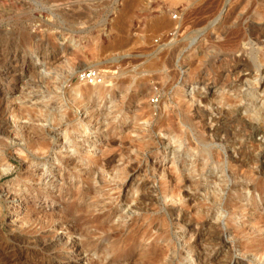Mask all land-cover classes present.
Returning <instances> with one entry per match:
<instances>
[{
	"label": "rangeland",
	"instance_id": "rangeland-1",
	"mask_svg": "<svg viewBox=\"0 0 264 264\" xmlns=\"http://www.w3.org/2000/svg\"><path fill=\"white\" fill-rule=\"evenodd\" d=\"M0 28V264H264V0H0Z\"/></svg>",
	"mask_w": 264,
	"mask_h": 264
},
{
	"label": "bare ground",
	"instance_id": "bare-ground-1",
	"mask_svg": "<svg viewBox=\"0 0 264 264\" xmlns=\"http://www.w3.org/2000/svg\"><path fill=\"white\" fill-rule=\"evenodd\" d=\"M10 17V16H9ZM14 17V16H13ZM1 29V28H0ZM6 30V29H5ZM4 32V31H3ZM6 38V37H5ZM13 43V42H12ZM13 45V44H12ZM11 47H13V49L12 50H14V45L13 46H11ZM5 49V48H4ZM1 57H0V61L1 62H7V63H9L10 64V67H9V69H4V68H2V67H0V75H2V77L4 76V77H9L10 79L11 78H14V74H15V72H16V69L14 68V62H16L17 63V58L16 57H14V53H13V55H11V54H8V53H3L2 55H0ZM21 57V56H20ZM45 57H48V55H46V56H44V59H45V62H46V60H48L47 62H49V60L50 59H46ZM22 58L23 59H25V56H23L22 55ZM48 58H50V56L48 57ZM41 59V58H40ZM43 59V60H44ZM52 61V60H51ZM23 62H24V60H21V65H23ZM50 63V62H49ZM19 65H20V62H19ZM46 65H48V63L46 64ZM49 66V65H48ZM215 66V65H214ZM2 68V69H1ZM85 69V68H84ZM82 70V69H81ZM71 71V70H70ZM76 71V70H75ZM73 72L72 71V73L71 74H74V73H76V72ZM80 71V70H79ZM17 75V74H16ZM99 76L101 77V74L99 73ZM79 81V80H78ZM239 81V80H238ZM80 82V81H79ZM237 82V81H236ZM250 82V81H249ZM255 82V81H254ZM103 82L101 81V79H100V81L99 82H97V83H93V84H86V83H84V82H82V83H75V85L73 86V91H74V93H77V90H83V92H89V91H93V92H97V91H99V89L102 87V84ZM236 84V83H235ZM239 85V84H238ZM234 86V85H233ZM250 86H253V85H250ZM236 89V88H235ZM232 90V89H231ZM251 90V89H250ZM240 92V91H239ZM238 92V93H239ZM236 93V92H235ZM241 94V93H240ZM242 94H243V92H242ZM244 95V94H243ZM243 95H233L234 96V99H237V98H239L240 96L241 97H243ZM246 95V94H245ZM247 96H248V99H250L252 96H251V94L249 93V95L247 94ZM240 97V98H241ZM255 98V97H254ZM242 99V98H241ZM244 99V98H243ZM252 99V98H251ZM203 100V99H202ZM245 100V99H244ZM204 101V100H203ZM202 101V102H203ZM206 101V100H205ZM234 101H236V100H234ZM255 101V100H254ZM201 102V103H202ZM245 102V101H244ZM252 103H254L253 101H252ZM245 104V103H244ZM248 104V103H247ZM249 105V104H248ZM257 105V104H256ZM244 106V105H243ZM252 106V105H251ZM254 106V105H253ZM195 107V106H194ZM242 107V106H241ZM260 107V106H259ZM256 108V107H255ZM197 109V108H196ZM233 109V108H232ZM252 110H253V108H252ZM194 111H195V109H194ZM251 111V110H250ZM199 112V111H198ZM202 112V111H201ZM227 112V111H226ZM233 112V111H232ZM257 112H259V109L256 111V113ZM203 113V112H202ZM193 115H194V113H192ZM227 115V114H226ZM190 116V115H189ZM200 116V115H199ZM203 116V115H202ZM201 116V117H202ZM233 116V115H232ZM261 116V115H260ZM192 118H193V116H192ZM200 118V117H199ZM232 118V117H231ZM200 120V119H199ZM245 122V121H244ZM201 123V122H200ZM242 124V123H241ZM236 125V124H235ZM199 127L198 128H200V126H202V125H198ZM205 127V126H204ZM239 128V127H238ZM217 129V128H216ZM237 130V129H236ZM1 131V130H0ZM220 131V130H219ZM3 132V131H2ZM213 132H214V130H213ZM235 132V131H234ZM239 132V131H238ZM243 132H245V130L243 131ZM253 132V131H252ZM202 133H203V131H202ZM217 133V132H216ZM218 133H220V132H218ZM242 133V132H241ZM246 133V132H245ZM1 134V133H0ZM6 134V133H5ZM4 134V135H5ZM219 135V134H218ZM217 135V136H218ZM233 136V135H232ZM242 136V135H241ZM235 142V141H234ZM239 143V142H238ZM235 144V143H234ZM240 147V146H239ZM206 148H208V146L206 147ZM245 148V147H244ZM240 149V148H239ZM255 150V149H254ZM216 153V152H215ZM236 153V152H235ZM213 154V153H212ZM217 155L219 156V154L217 153ZM214 156V155H213ZM218 156H215V157H217V159H219L220 158V156H219V158H218ZM231 156V155H230ZM233 156V155H232ZM253 157V156H252ZM210 159V158H209ZM216 159V161H218ZM239 159V158H238ZM232 160H233V158H232ZM236 160V159H235ZM234 160V161H235ZM238 161V160H237ZM227 162V161H226ZM229 162V161H228ZM233 162V161H232ZM240 162H241V160H240ZM243 163V162H242ZM246 163V162H245ZM211 164V163H210ZM244 164V163H243ZM225 165H226V163H225ZM229 165V164H228ZM205 167V166H204ZM207 167H208V165H207ZM231 167V166H230ZM237 167V166H236ZM239 167V166H238ZM209 169H211V168H209ZM216 170V169H215ZM224 170V169H223ZM210 171V170H209ZM206 172V171H205ZM215 172V171H214ZM209 173V172H208ZM212 173V172H211ZM201 174V173H200ZM213 174V173H212ZM211 174V175H212ZM207 175V174H206ZM233 176V175H232ZM204 177V176H203ZM203 179V178H202ZM205 179H207V177H205ZM203 185V184H202ZM186 194V193H185ZM187 196H188V194H187ZM200 235V234H199ZM197 236V235H196ZM194 239V238H193ZM44 241H46V239L44 240ZM53 241V240H52ZM195 242V241H194ZM43 243H46V242H43ZM51 244V243H50ZM51 246V245H50ZM201 255V254H200ZM51 257V256H50ZM200 258V257H199ZM203 258V257H202ZM209 260V259H208ZM10 261V260H9ZM49 261V260H48ZM210 261V260H209ZM208 261V262H209ZM249 261V260H248ZM201 262V261H200ZM203 262H204V260H203ZM27 264V263H26ZM50 264V263H49Z\"/></svg>",
	"mask_w": 264,
	"mask_h": 264
},
{
	"label": "built area",
	"instance_id": "built-area-1",
	"mask_svg": "<svg viewBox=\"0 0 264 264\" xmlns=\"http://www.w3.org/2000/svg\"><path fill=\"white\" fill-rule=\"evenodd\" d=\"M77 79L86 84H93L100 81L99 71L97 69L85 68L77 72Z\"/></svg>",
	"mask_w": 264,
	"mask_h": 264
}]
</instances>
